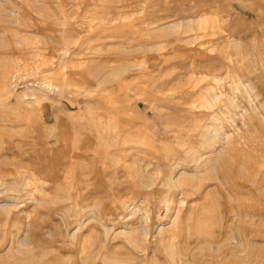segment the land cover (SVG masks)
I'll return each mask as SVG.
<instances>
[{
  "label": "rangeland",
  "instance_id": "374dc122",
  "mask_svg": "<svg viewBox=\"0 0 264 264\" xmlns=\"http://www.w3.org/2000/svg\"><path fill=\"white\" fill-rule=\"evenodd\" d=\"M0 264H264V0H0Z\"/></svg>",
  "mask_w": 264,
  "mask_h": 264
}]
</instances>
